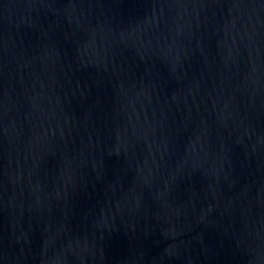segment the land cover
Wrapping results in <instances>:
<instances>
[{"label": "water", "instance_id": "water-1", "mask_svg": "<svg viewBox=\"0 0 264 264\" xmlns=\"http://www.w3.org/2000/svg\"><path fill=\"white\" fill-rule=\"evenodd\" d=\"M0 264H264V0H0Z\"/></svg>", "mask_w": 264, "mask_h": 264}]
</instances>
